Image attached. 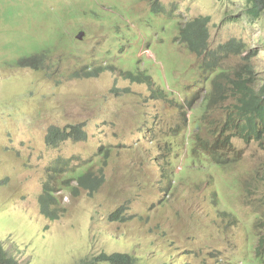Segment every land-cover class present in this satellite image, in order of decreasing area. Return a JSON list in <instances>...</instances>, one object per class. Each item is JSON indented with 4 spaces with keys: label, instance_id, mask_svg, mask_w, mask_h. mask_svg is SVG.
Returning <instances> with one entry per match:
<instances>
[{
    "label": "rangeland",
    "instance_id": "rangeland-1",
    "mask_svg": "<svg viewBox=\"0 0 264 264\" xmlns=\"http://www.w3.org/2000/svg\"><path fill=\"white\" fill-rule=\"evenodd\" d=\"M248 3L0 0V243L9 256L20 264H84L115 253L136 264H258L264 142L235 137L211 151L235 102L201 113L214 76L205 82L200 68L211 57L180 40L187 24L209 17V51L242 41L248 53L219 63L244 65L253 53L260 82L264 13L250 18ZM43 50L39 69L14 66ZM87 68L100 70L86 77ZM69 125H83L85 140L47 144L49 130ZM222 155L226 170L212 158ZM58 159L94 164L104 183L95 193L76 182L77 195L60 191L51 220L40 199ZM64 179H50L52 187Z\"/></svg>",
    "mask_w": 264,
    "mask_h": 264
},
{
    "label": "trees",
    "instance_id": "trees-1",
    "mask_svg": "<svg viewBox=\"0 0 264 264\" xmlns=\"http://www.w3.org/2000/svg\"><path fill=\"white\" fill-rule=\"evenodd\" d=\"M248 2V16L254 20L259 19L264 13V0H248ZM155 7L156 4L154 5ZM209 22V17L195 19L180 30V40L188 51L197 54L199 58L205 59L207 56L211 57V60L203 62L200 68L203 74H208L205 82L214 76L212 89L207 91V87L205 88L207 95L204 101L207 99V108L201 110V113H207L209 107L219 102H227L230 99L235 102V105L231 107L227 115L226 121L222 126H218L217 128L218 135L215 146L218 148L217 150L211 148V151H220L221 147L233 146L234 142L232 139L235 137L247 144L251 142H260L262 144L264 142V79L260 82L256 79V73L250 62L255 54H247L244 58V65L239 64V66L227 68V66L224 67L222 64V67L219 63L221 55L238 53L242 56L249 51H247V46L242 41L234 39L219 46L217 50L209 51V32L207 29ZM45 55L46 52L44 50L39 53H28L22 55L23 57H21L20 61H15L13 64L15 67L28 66L39 69L43 64ZM99 70L89 72L87 68L84 71L88 73L85 74L86 77H91L97 75ZM137 79L140 81L141 78ZM47 137V144L55 148L68 140L75 142L84 141L86 132L83 125H69L62 129L54 126V128L47 132ZM107 155L108 151L101 148V157L99 159L102 161V156L106 159ZM219 156L216 158V163L221 162L223 165L225 163V156L222 155V159L218 160ZM226 156L230 155L226 154ZM93 165L85 164L77 168H72L69 160L66 159H58L53 164L52 169L54 172H50V178L44 185V192L40 199L41 211L46 217L51 220L58 219L59 199L57 195L60 191H75L72 194L77 195L78 188L72 185L73 182H76L80 187L88 184L90 190H93V193L100 190L104 183V174L103 171H100L99 174L92 172L91 167ZM58 176L65 177L63 181L66 184L59 187V189H55V187H52L50 181L52 178H57ZM118 216L119 214L114 215L113 219L117 220ZM255 249V257L253 258L258 264H264V245L260 244ZM136 262L137 260L131 255L115 253L113 255L101 254L94 258L93 261L89 263L86 261L84 264H136ZM0 264H20L16 258L9 256L8 251L4 249L2 243H0Z\"/></svg>",
    "mask_w": 264,
    "mask_h": 264
},
{
    "label": "bare ground",
    "instance_id": "bare-ground-1",
    "mask_svg": "<svg viewBox=\"0 0 264 264\" xmlns=\"http://www.w3.org/2000/svg\"><path fill=\"white\" fill-rule=\"evenodd\" d=\"M81 34H83V33H80L78 36H77V38L79 39L80 38V35ZM83 37V36H82ZM81 37V38H82ZM219 154V153H218ZM212 158H214L215 159V163H216V158L217 157H212ZM224 160H225V157H224ZM216 165H217V163H216ZM223 167H224V169L226 170L230 165L228 164V162H227V160H225V163L222 165Z\"/></svg>",
    "mask_w": 264,
    "mask_h": 264
},
{
    "label": "water",
    "instance_id": "water-1",
    "mask_svg": "<svg viewBox=\"0 0 264 264\" xmlns=\"http://www.w3.org/2000/svg\"><path fill=\"white\" fill-rule=\"evenodd\" d=\"M83 36V34L80 35V38Z\"/></svg>",
    "mask_w": 264,
    "mask_h": 264
}]
</instances>
